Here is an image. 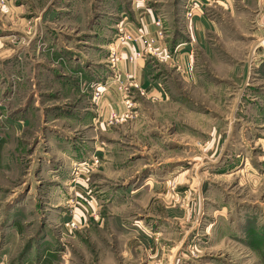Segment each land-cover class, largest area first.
Masks as SVG:
<instances>
[{"label":"rangeland","instance_id":"374dc122","mask_svg":"<svg viewBox=\"0 0 264 264\" xmlns=\"http://www.w3.org/2000/svg\"><path fill=\"white\" fill-rule=\"evenodd\" d=\"M140 1L0 0V264H264V0ZM138 29L162 95L125 113Z\"/></svg>","mask_w":264,"mask_h":264},{"label":"crops","instance_id":"0c3cea01","mask_svg":"<svg viewBox=\"0 0 264 264\" xmlns=\"http://www.w3.org/2000/svg\"><path fill=\"white\" fill-rule=\"evenodd\" d=\"M193 15H195V14H193ZM192 17L191 18L194 19L193 20V22H194L193 37L195 34V36H197V38L201 42L203 37H205L204 34L207 32L208 23L206 22V20L208 18H205L204 15L202 16L199 14H196L195 16H192ZM149 19H150V17L148 16V18H146V19L142 18L141 21L144 20L146 22ZM185 44L183 43V45H185ZM159 46H160L159 47L160 53L165 54L166 53L165 46L162 47L160 42H159ZM136 47L138 48V43H137ZM125 48H127V47H125ZM133 49L134 48L130 45L129 49L127 48L126 51H124V54H128ZM183 49H184V47L176 48L174 51V57L178 60V61H176L178 63V65L180 64L179 66L182 69H186L188 66L191 65V63L193 61L192 56H191L192 55V48L191 49L189 48L190 51H188V52H182L181 50H183ZM187 49H188V47H187ZM177 52H180V53H177ZM119 70L122 73H129L132 76H134L135 80L139 83L138 85L144 91V95H145V92L148 93L149 95H154V96H158V95L161 96L162 95V93L159 91L160 90L159 89L160 84L156 81V79H153L151 77V75H149L150 73H149L147 64L144 63L143 60H142V63H139L137 60V62H135V63H129V64L126 63L125 65L121 64L119 67ZM108 98L111 99V104L109 105V107L114 106L115 108H118L119 110L123 107V105L120 101L119 94L116 91H114L113 89H112V91H107L105 93L104 101H107ZM109 107L106 104L102 105V109L100 110L101 119H105V117L107 118Z\"/></svg>","mask_w":264,"mask_h":264},{"label":"built area","instance_id":"2783aa9c","mask_svg":"<svg viewBox=\"0 0 264 264\" xmlns=\"http://www.w3.org/2000/svg\"><path fill=\"white\" fill-rule=\"evenodd\" d=\"M140 2L141 4H143L145 0H141ZM187 15L191 18L193 15L192 11L188 12ZM155 24L158 26L156 37L161 38L162 31H161L160 21L159 20L156 21ZM143 36H144V33H142L140 29H138L135 32L123 31L117 34L115 36L114 42L112 43V46H113L112 65L114 67H118V64L122 61L126 63H135L137 62V60H144L146 54H155L156 49L154 48V44L156 42V39L155 37H150V36L147 37L145 46L142 47V49H133L128 54H124L118 51L119 46L124 47V46L135 44L139 40H141ZM113 83L114 85H116L117 91L121 92L124 95L123 103H124L125 108L127 109L125 113H127L128 109L132 106L131 100L129 96L127 95L128 86L138 89L141 95L144 94V91L136 83L134 76H132L129 73H124V76H122L119 70H118V73H115L114 75ZM100 93H101V90L99 87H97L93 94L94 101L98 99V97L100 96ZM121 116L127 117L126 114L121 115ZM111 118H113L114 120H117V117L115 114L111 115Z\"/></svg>","mask_w":264,"mask_h":264}]
</instances>
